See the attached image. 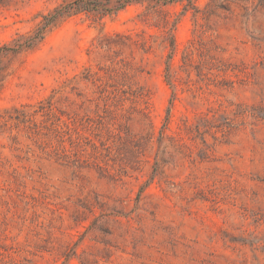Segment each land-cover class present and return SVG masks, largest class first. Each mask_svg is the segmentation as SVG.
Here are the masks:
<instances>
[{
  "label": "rangeland",
  "instance_id": "374dc122",
  "mask_svg": "<svg viewBox=\"0 0 264 264\" xmlns=\"http://www.w3.org/2000/svg\"><path fill=\"white\" fill-rule=\"evenodd\" d=\"M63 1L0 0V47L31 34ZM229 5L203 34L180 3L79 13L33 48L1 54L0 264H264V10ZM200 34L214 58L200 62L196 52L184 69L182 52ZM124 63L143 93L131 119L114 113L130 136L107 117L93 133L80 127L98 148L80 147L9 119L54 91L61 108L95 115L88 99L100 81L86 76ZM111 130L122 137L107 150L97 134Z\"/></svg>",
  "mask_w": 264,
  "mask_h": 264
},
{
  "label": "trees",
  "instance_id": "16d2710c",
  "mask_svg": "<svg viewBox=\"0 0 264 264\" xmlns=\"http://www.w3.org/2000/svg\"><path fill=\"white\" fill-rule=\"evenodd\" d=\"M133 3L147 4L148 8H154L155 11L158 6L180 3L183 5V13L193 10L195 22L196 25L199 26L198 30L201 34L206 33V28L211 29L206 23L210 16L218 10H230L229 4L240 5L247 14H249L250 11L264 10V0H209L204 7L197 6L194 0H64L49 13L42 14L43 19L31 34L22 35L19 39H16L12 45L6 44L0 47V56L2 53L4 54L9 51L20 52L24 49L33 48L38 42L44 39L46 33L51 30L52 27L57 26L62 20L72 15L87 13L95 18H101L107 14L118 12L127 5ZM202 19L205 20V22H203ZM163 20L164 22H167L166 18H163ZM201 34L199 35V38L192 39L190 45H188L182 52L181 63L179 66L184 69L185 67L187 69L192 55L196 52H198L200 58H202L200 62H206L208 58H214L209 41L204 39ZM126 38L130 37L126 36ZM166 40L169 41L170 51L166 60L165 78L172 88L173 100L177 96V85L175 83L173 68V60L177 53V44L171 30L168 32ZM122 61L125 62L123 59ZM100 71H104L105 75L101 74ZM115 73H117L116 76ZM94 76H97V80H99L100 83H97V89L95 90L94 95L88 100L95 101L96 103L95 111L91 110L95 112V115H92L89 112L81 114L77 109L70 112L67 109L61 108L55 102V93L57 91H54V95L52 94L47 99V103L42 101L39 108L34 109L33 111L17 109L19 115L15 118L10 116L9 119H15L16 123L26 124L30 131H33L36 134L41 133L43 128L47 129V133L50 135H61L64 138L67 134L71 143L73 145H79L80 147L84 146V144L91 143L96 149L98 148V145L93 141L91 135L84 134L80 127L93 133L97 128H100L103 119L107 117L115 118V121L118 122L119 125L116 127L124 129L126 135L130 136L129 125L122 124L120 118L117 117V115H114L118 108H123L124 113L122 115L126 116L128 120L131 119V116L136 109L133 103L143 98V93L130 83V74L127 64L124 63L118 68L115 66H100L98 71H89L86 79H91ZM73 89L74 87H72V90ZM79 95H82V93H79ZM65 98L66 100H71V97L68 95H66ZM128 100L132 102V105H129V107L125 104ZM73 102L82 108H87L85 100L78 103L73 99ZM37 114L45 116L46 119L38 121L36 119ZM64 115L67 116L66 119L63 118ZM122 125L124 127H122ZM74 134L76 135L75 138H73ZM107 134L108 136L106 139H103V136L99 134H97V136L100 137L101 145L106 147L107 150H111L112 146L107 145V140L111 139L112 142H114L117 138L122 137V135L120 132H115L113 130ZM55 149L58 151L57 148ZM56 153L59 154L60 152L58 151ZM60 155L70 156L66 150ZM74 155L79 156L77 155V152H75Z\"/></svg>",
  "mask_w": 264,
  "mask_h": 264
}]
</instances>
